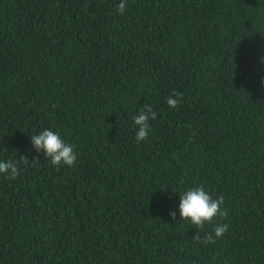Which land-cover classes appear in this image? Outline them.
Instances as JSON below:
<instances>
[{
    "label": "trees",
    "instance_id": "16d2710c",
    "mask_svg": "<svg viewBox=\"0 0 264 264\" xmlns=\"http://www.w3.org/2000/svg\"><path fill=\"white\" fill-rule=\"evenodd\" d=\"M120 3L0 0V264H264V0ZM45 129L74 166L33 149ZM199 185L227 210L201 230L179 213Z\"/></svg>",
    "mask_w": 264,
    "mask_h": 264
},
{
    "label": "clouds",
    "instance_id": "9594fccd",
    "mask_svg": "<svg viewBox=\"0 0 264 264\" xmlns=\"http://www.w3.org/2000/svg\"><path fill=\"white\" fill-rule=\"evenodd\" d=\"M127 0H121L118 10L121 14L125 12ZM183 100V93L173 90L167 98V104L170 108H177ZM157 113L153 110L152 105L148 104L141 108L140 112L133 117L134 125L137 129L135 141L137 144L147 139L149 133V121L155 120ZM33 149L42 152L47 161L53 166H74L77 160V153L71 144L66 143L58 132L45 129L38 134L30 136ZM20 162L25 165H31L38 162V158L34 157L29 163L26 157L21 156ZM0 174L5 175L8 180H15L20 172L18 170V162L12 160H0ZM225 203L224 197L213 196L205 190L203 185L190 188L180 193L179 213L181 219L191 226L203 229L206 224H213L216 217L222 219L227 218V210L223 207ZM173 220L176 219V212L170 211ZM228 224H217L213 233H208L204 239L198 233L193 239L202 244H215L218 239L223 238L228 231Z\"/></svg>",
    "mask_w": 264,
    "mask_h": 264
}]
</instances>
